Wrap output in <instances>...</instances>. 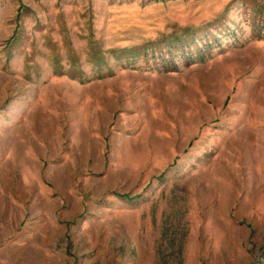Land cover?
<instances>
[{"label": "rangeland", "instance_id": "rangeland-1", "mask_svg": "<svg viewBox=\"0 0 264 264\" xmlns=\"http://www.w3.org/2000/svg\"><path fill=\"white\" fill-rule=\"evenodd\" d=\"M264 0H0V264H264Z\"/></svg>", "mask_w": 264, "mask_h": 264}, {"label": "trees", "instance_id": "trees-1", "mask_svg": "<svg viewBox=\"0 0 264 264\" xmlns=\"http://www.w3.org/2000/svg\"><path fill=\"white\" fill-rule=\"evenodd\" d=\"M256 30L264 32V22L260 26H257Z\"/></svg>", "mask_w": 264, "mask_h": 264}]
</instances>
